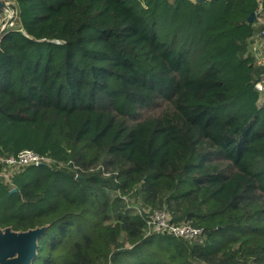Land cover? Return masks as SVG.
<instances>
[{
  "label": "trees",
  "instance_id": "16d2710c",
  "mask_svg": "<svg viewBox=\"0 0 264 264\" xmlns=\"http://www.w3.org/2000/svg\"><path fill=\"white\" fill-rule=\"evenodd\" d=\"M15 1L0 157L54 161L0 179V227H48L32 264H264L258 1L174 0L196 8L172 35L154 0ZM157 210L202 233L150 230Z\"/></svg>",
  "mask_w": 264,
  "mask_h": 264
},
{
  "label": "built area",
  "instance_id": "2783aa9c",
  "mask_svg": "<svg viewBox=\"0 0 264 264\" xmlns=\"http://www.w3.org/2000/svg\"><path fill=\"white\" fill-rule=\"evenodd\" d=\"M256 9V27L260 30L251 38L248 50L255 64L260 68V75L254 84V89L259 94V101L264 102V0H258ZM53 161L51 157L40 155L33 150H23L16 155L0 157V179L11 182L14 175L22 169L51 164ZM147 225L150 230L166 232L181 238H195L202 233L200 228L192 226L189 222L177 225L170 223L169 215L165 210L150 213Z\"/></svg>",
  "mask_w": 264,
  "mask_h": 264
},
{
  "label": "water",
  "instance_id": "95a60500",
  "mask_svg": "<svg viewBox=\"0 0 264 264\" xmlns=\"http://www.w3.org/2000/svg\"><path fill=\"white\" fill-rule=\"evenodd\" d=\"M19 17V5L15 0H0V35L15 27ZM252 12L247 21H255ZM14 192L17 189L13 190ZM47 226L27 231H14L0 227V264H32L38 250V241L47 231Z\"/></svg>",
  "mask_w": 264,
  "mask_h": 264
},
{
  "label": "rangeland",
  "instance_id": "374dc122",
  "mask_svg": "<svg viewBox=\"0 0 264 264\" xmlns=\"http://www.w3.org/2000/svg\"><path fill=\"white\" fill-rule=\"evenodd\" d=\"M154 1H153L154 4H153V6H151V11H150L152 17L154 16V18H157L158 13L162 10H164L165 13L168 14L167 24H165V25H163V23L160 24L161 27H159V30H158V33H160V34H161V32H163L164 34H167L169 32L168 34L172 35L178 29L176 26L179 24H182L183 20H186L187 16H190V15L194 16L196 6L191 7V6H182L181 5V6H178L177 11L174 12L176 10V7L173 6L174 0H154ZM194 1L195 0H193L192 2H194ZM203 7H206V6H203ZM155 9L157 11H155ZM256 10L254 12H256ZM237 11H238V8H237ZM240 14H241V12L238 11V12H236L235 16H237V15L239 16ZM254 25L256 26V22ZM63 166H64V163H63ZM127 247L131 248V246H127Z\"/></svg>",
  "mask_w": 264,
  "mask_h": 264
},
{
  "label": "crops",
  "instance_id": "0c3cea01",
  "mask_svg": "<svg viewBox=\"0 0 264 264\" xmlns=\"http://www.w3.org/2000/svg\"><path fill=\"white\" fill-rule=\"evenodd\" d=\"M191 1H193V0H191ZM196 1V0H195Z\"/></svg>",
  "mask_w": 264,
  "mask_h": 264
}]
</instances>
